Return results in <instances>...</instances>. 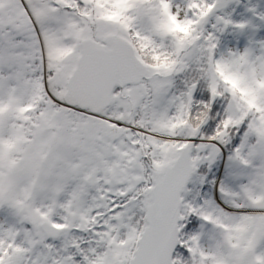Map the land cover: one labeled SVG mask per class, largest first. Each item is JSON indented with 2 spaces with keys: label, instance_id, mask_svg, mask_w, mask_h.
I'll return each instance as SVG.
<instances>
[{
  "label": "snow or ice",
  "instance_id": "snow-or-ice-1",
  "mask_svg": "<svg viewBox=\"0 0 264 264\" xmlns=\"http://www.w3.org/2000/svg\"><path fill=\"white\" fill-rule=\"evenodd\" d=\"M0 264H264V0H0Z\"/></svg>",
  "mask_w": 264,
  "mask_h": 264
}]
</instances>
